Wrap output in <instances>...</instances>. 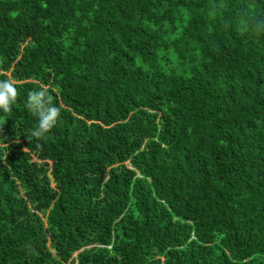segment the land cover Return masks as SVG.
Instances as JSON below:
<instances>
[{
  "label": "trees",
  "instance_id": "obj_1",
  "mask_svg": "<svg viewBox=\"0 0 264 264\" xmlns=\"http://www.w3.org/2000/svg\"><path fill=\"white\" fill-rule=\"evenodd\" d=\"M9 78L0 264H264V0H0Z\"/></svg>",
  "mask_w": 264,
  "mask_h": 264
},
{
  "label": "clouds",
  "instance_id": "obj_2",
  "mask_svg": "<svg viewBox=\"0 0 264 264\" xmlns=\"http://www.w3.org/2000/svg\"><path fill=\"white\" fill-rule=\"evenodd\" d=\"M18 95L17 87L12 79L0 80V110L10 114L12 105L16 102ZM25 107L32 115L37 117L36 126L26 134L27 139H46L47 134L55 127L60 116V109L53 104L48 89L43 87L39 90L30 91Z\"/></svg>",
  "mask_w": 264,
  "mask_h": 264
}]
</instances>
